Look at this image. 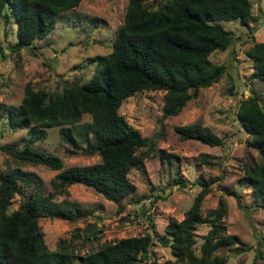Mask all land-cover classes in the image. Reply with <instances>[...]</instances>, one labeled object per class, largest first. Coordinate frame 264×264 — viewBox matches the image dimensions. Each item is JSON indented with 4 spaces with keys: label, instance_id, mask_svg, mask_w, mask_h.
<instances>
[{
    "label": "trees",
    "instance_id": "1",
    "mask_svg": "<svg viewBox=\"0 0 264 264\" xmlns=\"http://www.w3.org/2000/svg\"><path fill=\"white\" fill-rule=\"evenodd\" d=\"M78 1L0 0V18L6 22L12 18L16 29V39L8 47L30 48L33 40L51 31L59 13L75 7ZM153 2L155 7L144 0L126 1L111 48L92 57L95 65L87 80L66 84L59 92L33 88L26 82L18 104H1L7 126L13 130L23 128L25 137L19 148L12 142L1 144L0 149L19 161L40 163L57 172L51 180L52 191L42 192L41 181L33 171L19 166L0 170V264H73L77 258H81L80 264H132L148 257L152 243L149 233L102 241L82 255L64 239H59L54 249H48L37 218L71 221L89 214L76 203L52 199L53 192H64L68 184L89 186L115 203L133 193L135 185L127 173L153 154L155 144L153 136L141 135L125 121L117 111L120 102L142 89H160L161 117L175 115L188 99L196 97L200 88L217 81L224 72L222 63L208 58L210 52L224 50L232 41L231 32L219 21L237 19L247 26L254 19L249 0ZM246 54L251 60L249 78L264 82V41H252ZM3 56L0 42V57ZM83 113L89 115V122L76 123ZM236 118L250 137L247 145L261 155L260 161L243 165V179L249 185L253 204L264 206V109L254 94L241 97ZM52 126H57L61 141L86 153L95 151L99 160L62 167L58 156L31 147L45 137V128ZM173 129L181 139L193 138L208 145L223 142L222 137L196 121ZM209 181H197L200 188L182 218L168 219L162 234L156 237L161 245L169 247L179 264H224L225 255L217 249L234 253L246 249L236 234L224 231L222 217L226 209L222 196L204 214L199 212L201 199L210 190ZM172 182L183 186L185 180L175 173ZM19 184L30 187L27 193ZM223 190L237 196L233 190ZM14 193L17 206L7 211ZM200 223L209 228L196 254L193 230ZM71 236L78 237L79 233L73 231Z\"/></svg>",
    "mask_w": 264,
    "mask_h": 264
},
{
    "label": "rangeland",
    "instance_id": "2",
    "mask_svg": "<svg viewBox=\"0 0 264 264\" xmlns=\"http://www.w3.org/2000/svg\"><path fill=\"white\" fill-rule=\"evenodd\" d=\"M126 1L79 0L75 7L58 14L49 33L33 40L30 48L16 50L8 47L16 39L15 24L12 18L7 22L0 18V42L4 51L0 57V145L15 142L19 148L25 137L23 128L13 130L7 126L1 104H18L26 82L33 88L59 92L66 84L87 80L95 65L92 57L111 48ZM153 1L144 0L148 6L155 7ZM249 2L254 19L247 26L237 19L219 21L231 32L232 41L224 50L210 52L208 58L222 63L224 72L217 81L200 88L196 97L188 99L175 115L161 117L163 90L160 89H142L120 102L117 111L125 121L141 135L153 136L154 152L129 169L127 177L135 189L118 203L81 183L68 184L62 193L53 192L54 201L66 199L89 214L71 221L39 216L37 224L48 249H54L57 241L64 239L75 253L82 255L102 241L149 233L152 243L148 257L132 264L165 261L179 264L169 247L161 245L156 237L162 234L168 219L182 218L200 188L197 181L210 179V190L202 197L199 212L204 214L222 196L226 209L222 217L224 231L236 234L239 243L246 247L238 253L217 249L225 255L224 264H264V206L253 204L249 185L243 179V165L260 161L261 155L247 145L250 137L236 118L238 101L249 93L255 95L264 109V82L249 78L251 60L246 54L252 41H264V0ZM89 120V115L83 113L76 123ZM193 121L222 137V144L208 145L193 138H179L173 127ZM31 147L58 156L62 167L99 160L95 151L86 153L61 141L57 126L46 127L45 137ZM15 166L33 171L41 181L40 191H52L51 180L57 170L40 163L19 161L0 149V170ZM175 173L184 178L183 186L172 182ZM19 188L27 193L30 187L19 184ZM223 189L233 190L237 196ZM16 206L14 193L7 211ZM208 228L207 224L200 223L193 230L192 247L196 254ZM93 230L95 236L91 234ZM73 231L79 236L73 238ZM80 263L81 258H77L73 264Z\"/></svg>",
    "mask_w": 264,
    "mask_h": 264
}]
</instances>
